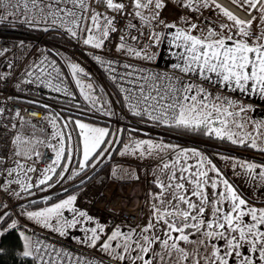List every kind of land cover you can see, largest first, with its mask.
<instances>
[{
	"label": "snow or ice",
	"instance_id": "1",
	"mask_svg": "<svg viewBox=\"0 0 264 264\" xmlns=\"http://www.w3.org/2000/svg\"><path fill=\"white\" fill-rule=\"evenodd\" d=\"M95 2L96 0L92 2L90 0H0V22L16 16L17 10L22 6L19 15L24 16L23 22L36 23L37 14L45 22L51 17L53 25L59 21L73 38L77 37L75 29H79L81 33L87 34L83 39L84 44L101 49L110 32L116 31L115 17L95 11L92 7ZM232 2L242 8L247 5L246 11H259L260 21L264 23L262 0H232ZM100 3H103L107 9L121 14L126 8L124 2L117 0H100ZM196 3L197 0H187L182 6L191 8ZM130 5L134 6L135 11L128 14L139 17L149 26L151 20H156L158 24L163 23L159 19V10L165 6L162 0H130ZM212 6L220 9L223 16L233 22L232 25H220L221 31L209 26L204 35H194L193 32L198 25L187 21L185 22L187 29L177 28L175 24L165 25L176 29L172 43L175 47L183 49L177 55L180 62L173 65L177 72L170 74L139 71L138 75L135 71L126 72L120 76V79L126 80L133 87L121 88V90L127 93L125 98L129 101V109L135 116H147L149 120L169 128L204 130L209 136L214 134L220 139L227 138L233 144L246 145L250 141L253 149L264 153V141L258 143L256 137L248 132L244 133V138L237 139L239 133L232 130V126L237 129L245 128L247 121L243 120L241 114L250 109L228 97L214 95L204 87V82L213 85L219 83L227 86L231 91L239 90L249 96L258 95L264 99V29L253 33L251 25L256 17L245 21L216 3V0H199L200 8ZM152 7L157 11L151 17H145L142 10ZM8 9L12 11L8 12ZM128 27L135 28L136 25L129 22ZM201 32H204V29H201ZM150 36L154 44L160 42V33L153 31ZM130 38L138 39L135 35ZM120 40L119 51L146 60L153 59L147 51L143 49L138 51L129 46L123 35L120 36ZM0 55H3V51H0ZM96 59L100 58L96 57ZM46 60L47 57L34 66L39 71L36 80L46 83V86L57 92L63 91L66 95H71L68 89L62 86L63 80L60 70L55 66V61L50 65L42 66L45 65ZM112 63L108 61L109 66ZM69 67L73 77H78V74L87 75L84 68L77 63H70ZM129 67L132 66L124 65L125 69ZM48 68L51 70L48 71ZM111 70L115 71V69ZM213 74L217 78L215 81L212 78ZM27 75L32 76L33 72L29 71ZM193 76L197 77L200 83L192 82ZM112 79L115 81L117 77L113 76ZM76 84L82 85L81 79L77 78ZM85 88L89 93L94 91L92 84H87L81 86V93H85ZM84 98L93 99L90 94H85ZM236 108H239L238 112L234 110ZM2 113L3 109H0V114ZM15 115L19 117L20 113L16 112ZM237 117H241V122H237ZM44 119L49 120L52 127L57 129L52 133V139L58 138V146L47 144V147L55 153V157L41 170L35 185L28 175L37 172L34 166L25 167V164L14 160L16 167L6 169L8 176L14 173L17 176L15 180L9 181V184H19L21 190L29 194L34 186L54 187L49 181L57 175V167L64 160L65 167L61 169V173L67 172V164L72 160V133H66L57 127V117L46 116ZM75 124L79 128L78 136L83 138L82 162L79 166L80 171H83L86 166H91L88 164L91 157L105 151L101 146L105 144L109 131L106 128L92 127L79 120H76ZM67 127L68 125L65 124L64 128ZM254 128L258 135H264L260 131L264 129V121L254 122ZM65 136L69 141L67 150L70 154L67 157H65ZM14 143L20 148L13 153L14 156H24L27 160H32L31 154L22 147L31 143V139L26 140L18 135ZM37 143L43 141L38 140ZM76 151H81L79 142ZM137 153L141 157L152 156L159 159V171L165 178H157L159 191L150 194L151 218L146 226L140 231L130 228L127 232L117 227L99 245L103 252L113 260L126 261L127 264H264V206H254L255 199L244 196L228 178H225L222 170L213 163L212 159L196 149L177 151V146L156 143L151 139L132 140L130 144L125 145L124 151L120 154L136 155ZM169 153L174 155L175 159H170ZM35 155L39 157L42 154L37 151ZM221 158L226 161L230 159ZM192 159L195 163H188ZM3 163L4 158L0 157V165ZM232 168L235 175L248 177L253 184L258 181L261 193L264 194V164L235 160ZM236 168L243 171L235 172ZM119 171L122 173L124 170ZM113 175H117V172ZM129 175L131 176L132 173ZM59 179H63V175H60ZM47 199L51 200V197ZM76 201L77 197L71 195L39 211H27L26 214L30 220L63 236L67 234V229L81 223L80 218L87 221L93 219L86 212L76 208ZM65 210L74 214L71 219L65 217ZM249 217L250 220H246ZM11 227L15 228L16 224L13 223ZM85 231L90 232L91 235L86 236L83 242L96 248L97 242L101 241L100 233H103L105 228L97 223L96 227ZM2 234L0 232V235ZM21 235L24 238L22 255L32 257L35 253L36 259L40 260L41 264H50L51 252L56 250L52 248L49 252L50 246L41 248L38 244L34 245L31 237L24 236L23 233ZM113 241H118L115 247ZM218 241L222 244H218ZM60 255L61 253H56L57 257ZM51 264H62V261L56 259L51 261ZM85 264L92 262L87 261Z\"/></svg>",
	"mask_w": 264,
	"mask_h": 264
},
{
	"label": "built area",
	"instance_id": "2",
	"mask_svg": "<svg viewBox=\"0 0 264 264\" xmlns=\"http://www.w3.org/2000/svg\"><path fill=\"white\" fill-rule=\"evenodd\" d=\"M117 2H124L126 4V8L122 14L107 9L103 3H100V0H96L92 4L94 9L104 10L109 13L110 17H115L114 26L116 31L110 32L108 38L105 40L104 47L101 49L84 44L85 33H81L79 29H75L77 37L73 38L67 31V28L62 27L59 21L55 25L51 22V26L43 36H37L15 28L0 27V51H3V55H0V109H3V113L0 114V157L4 158V174L0 178V211L9 202V194L15 190L16 186L15 183H12L11 185L9 184L8 189H3L2 184L8 180L5 177V171L10 164V157L14 152V141L20 121L31 120L40 127H44L45 125L44 117L46 113L42 110L28 107L22 101L41 102L53 108L68 110L69 112H75L89 118L111 121L117 125L127 126L135 130L156 132L155 126L149 123L154 121L149 120L147 116H135L130 111L129 101L125 98L127 93L122 91L121 88L133 86L129 85L126 80H121L120 76L126 72L134 71L138 75L139 71H143L144 73L166 72L171 74L177 72V70L143 61L125 54L124 51L118 50L121 43V35L125 37V41L129 46L140 49L144 44L146 36L150 35L154 30L152 26H138L136 23L138 17L128 14L135 11L134 6L130 5V0H117ZM68 7H71V5H68ZM145 10L148 9H143L142 12ZM50 21H52L51 17ZM129 22L136 25V27L129 28ZM197 24L204 30H207L211 26L204 18L198 20ZM51 35L60 37L67 42V45L62 46L50 41L48 37ZM132 35L137 36L138 39L132 40L130 38ZM58 47L65 48L72 55L85 59L112 82L122 104L126 108L124 112L126 117L124 119L112 118L90 109L74 108L59 103L48 102L41 98V96H48L50 93L57 91L46 86V83L36 80L39 71L34 66L40 64V61L44 60L45 57H47V60L45 61V65L42 66L50 65L55 59L51 57L49 50ZM96 57L100 59L98 60ZM108 61L113 62L111 66H109ZM125 64L132 67L125 69ZM55 65L57 66L56 62ZM111 69H115V71ZM47 70L50 71L51 69L48 68ZM29 71L33 72L32 76L27 75ZM113 76L117 77L115 81L112 79ZM28 81L32 82L29 83ZM53 82L59 83V81ZM62 86L69 90L67 83L63 82ZM205 88L209 92L214 93L215 89L212 87L206 86ZM60 93L64 92L61 91ZM120 108L118 109L121 110L122 108ZM16 112L20 113L19 117L15 115ZM14 125L15 127H13ZM41 154L37 166L44 168L54 159L55 155L47 146L43 148ZM107 163H112V160H109ZM100 168L101 166L94 173ZM94 173L81 177V180H76L70 186L73 187L81 184L82 180H88ZM111 173V168H108L107 171L95 178L94 186L96 187V192L91 202V207L96 212L105 215L113 224L137 226L141 221L147 189L141 180H120L112 176ZM53 192L38 194L37 196L45 198L53 194ZM12 212H15L16 226H24L34 236V245L38 244L41 248L50 246L49 252H51L52 248L56 250L55 252H51V261L60 259L62 264H85L87 261H91L92 264H123L102 255L96 248L82 247L75 242L68 241L66 238L30 224L20 218L14 208H12ZM56 253H61V255L57 257ZM32 257L35 264H41V261L36 259L35 253Z\"/></svg>",
	"mask_w": 264,
	"mask_h": 264
},
{
	"label": "rangeland",
	"instance_id": "3",
	"mask_svg": "<svg viewBox=\"0 0 264 264\" xmlns=\"http://www.w3.org/2000/svg\"><path fill=\"white\" fill-rule=\"evenodd\" d=\"M21 10H22V6H21V9L17 10L18 14L16 16H13V17H10L8 19H5L2 22H0V24L1 23H6V24H10L12 26L23 25V26H27V27H31V28H35V29H41V30L42 29L47 30L51 26L50 17L48 18L47 22H45L44 20L40 19L38 14H37L36 23L33 24V23H25V22H23L24 21V16L23 15H19V12ZM94 10L98 11V12H102L105 15L109 16V14H107V12L104 11V10H100V9H94ZM7 11L11 12L12 9H8ZM144 12H146V10ZM29 15H31V13ZM88 25L90 26V21H88ZM86 35L87 34L85 33V38H86ZM51 51H54L57 54L58 58L62 62V66L59 65L62 68L61 67H57L56 65L55 66L60 70V76H61L63 82H65L63 75L67 74L69 76L70 82H72L74 87L77 88L78 94L85 101H87L91 106H93V107L99 109L100 111H103V112H105V113H107L109 115L110 114H115L116 115L117 112H119L117 109H118V99L120 100V98L118 96L117 91L116 90L115 91L111 90L110 88H108V86L105 87L104 83H106V81H104V80H103V82L101 81L98 72L96 71V69L90 63H88L85 59H83L81 57L78 58V57L72 55L65 48L58 47V48L52 49ZM70 63L79 64L82 68H84V72L87 75L78 74V77H73L72 74H71V69L69 67ZM53 75H56V74L53 73ZM77 78L81 79L82 85L92 84L94 91L89 93V90L87 88H85V93H81L80 88H81L82 85H77L76 84V79ZM85 94H90L93 99L86 100L84 98ZM96 98H98V100ZM230 100L239 102L238 100H235V99H230ZM121 106H123L122 102H121ZM52 108L53 107H50L49 109L52 110ZM55 108H53V109H55ZM55 110L56 111H47L45 117L46 116L47 117H54V116L57 117V120H56L57 127L60 130L66 132V133L67 132L72 133V140H71V147H72L71 156H72V160H71L70 163L67 164L68 171L61 173V169L65 167V161L62 160L61 161V165L59 167H57V170H56L57 171V175H54L52 180L49 181V184H54V187H55L56 184H57V182H55V181L59 179V178H57L58 175H65L67 173V175L65 177V180L66 179H68V180L62 182V184H60V187L55 189L58 192L68 188L67 186H68L69 182H75V180L78 177L87 176L88 174L94 173L100 166H104L109 160H111V158H109L110 154L113 151H115L116 148L118 149L117 153L119 154L120 152L124 151L125 145L130 144V142L132 140L151 139V140H153V142H159V141L163 142L164 138H166V137L170 138L171 137L169 134H167V133H165L163 131H159L155 127L154 128H155L156 132L155 131H149V132L141 131V132H145V133L143 135H139L138 134V135L133 136V137L125 135V137H124L123 136L124 129H122L121 127H116V129H114L110 133L111 129H110V127L108 125L92 123V122L83 121V120H80V119H72L69 116L63 115L60 112V110H58L57 108ZM235 111H237V110H235ZM76 120H79L82 123L89 124L92 127L106 128L109 131V136L105 138V142H107V144L101 146L102 148H105V151L99 156V158H98L99 160L97 162L92 164V166L88 170L86 168H84L83 172L80 171V167H79L80 163L82 162V139L83 138L78 136L79 128L75 124ZM44 121H45L44 127L38 126L35 122H33L31 120H21L20 121V123L18 125V130H17V135L16 136L20 135L26 140L27 139H31V143H29L27 145H24L22 147L24 148V150L28 151L31 154L32 160H27V158L24 157V156L17 157V156H14L12 154V156L10 157V164L7 167V168L16 167L15 163H13L14 160H18L20 163L25 164V167H27L29 165L34 166L37 169V172L28 173V175L31 176V178H32L31 182L34 185H35L37 179L40 177L41 170L43 169V168H40V167L37 166V162L39 160V157H37L35 155V153L37 151L41 153L43 148L46 147L47 144H49V143L58 146V138L57 139H52V133H54L57 129L52 127V125L50 124L49 120L44 119ZM237 122H239L238 119H237ZM65 124L68 125L67 128H64ZM232 129L237 132V130H236L237 128H235L234 126L232 127ZM33 133H34V136H33ZM151 135H157V137H153ZM254 137H256L258 143H260L261 141H264V138L261 135L257 134ZM171 138L176 139V140H180V141H186V140H184L182 138H177V137H174V136H172ZM242 138H244V137H242ZM237 139H239V138H237ZM38 140L39 141H43V143H37ZM78 142H79V145H80V148H81V151H79V152L76 151V147H77V143ZM68 143H69L68 138H67V136H65V144H66L65 157H67L70 154L69 151L67 150ZM120 143H122L121 148H119ZM237 144H239V143H237ZM219 149H216L217 151H215V152H219ZM19 150H20V148L14 143V152L15 151H19ZM224 150L225 149H221L220 153L225 152ZM228 150H229L228 152H233V154H231L233 156L229 155L228 157L230 159L227 160V161L223 160V159H220L221 157L218 156V155H215L214 154L215 152H210L209 154L205 155L207 158L212 159L213 163L216 164V166L222 170V172L225 175V178L229 179V177L227 176V172H228L229 169H230V173L229 174H230V176L233 177L234 170L232 168V163L235 160H241L240 157H244L242 160H246L248 162L259 163V164H262V162L264 163V153H261L260 151H258L260 153L255 152L254 151L255 149H251V150L237 149L236 150V149L231 148V149H228ZM256 150H258V149H256ZM241 153H243L244 156H240ZM225 154H227V153H225ZM54 155H55V153H54ZM125 157H127L126 160L132 161V162H130V164H132V167H134L136 169L138 168L137 170L141 169V167H143V164H145L147 161L155 160V157H152V156L141 157L139 155V153H137L136 155L125 154ZM132 159H135V160H132ZM257 171H260V169H257ZM69 172H71V173H69ZM77 172L79 173L78 175L76 174ZM3 174L4 173H3V168H2V170H0V178L3 176ZM21 176H23L22 173H21ZM141 176L142 175L138 176V179L136 177L135 179H131V180H143L142 178H140ZM5 177L8 180L5 181L2 184V187H3V189H8L9 180H15L17 178V176H16L15 173L12 176H8L7 172L5 171ZM78 180H81V179H78ZM82 181H84V180H82ZM252 185H253V190H251V192H249V193L244 194V196L249 197V199L250 198L251 199H255L256 203L259 206H257V205H254V206L261 207V206L264 205V204L261 205V203H260L261 201H264V194L261 193V188L259 186V182L258 181L255 182V184L252 183ZM54 187H50L49 188L46 185V187L43 188L42 190H37L35 192V194L31 197V199L41 198V197L37 196L38 194L52 193ZM83 190L80 191V192L77 191V192L71 194V195H75L77 197L76 205L78 206L77 203L80 201L81 202V206L84 207V209L82 208L81 211H85L87 214L89 213L90 216L91 215L99 216L98 212L93 210L92 207H91V202H89V195L88 194L84 195L83 194ZM16 193H20V195H16ZM22 193H24V192L21 190V186L19 184H16L15 190L11 191V193L9 194V202L0 211V218H2L3 216H6L10 211H12V208H15V210L17 208V211H18V214H19L20 218L26 220L30 224L35 223L34 225L36 226L38 224L35 221L30 220L27 217L26 213H27V211H39V210H41V208L40 209H25V208H22V207L18 206L24 201L23 197L21 196ZM71 195H69V196H71ZM80 219H81V223H79L74 228L67 229L66 230V232H67L66 235H70L72 237L78 236L82 240H86V236L91 235V233L85 231L86 229H85L84 224H86V226H90V228H94V227H96L97 223H99L105 228V231L103 233H100V235H101V241H99V245H100L104 240H106V238L108 236L111 235L112 231L116 230L117 227L121 228V230L124 231V232H127L129 230V228L121 226L122 224H115L113 227L112 226L109 227L108 223H106V221H103L104 217H102V219H101L102 222L95 221V220L87 221L84 218H80ZM246 220H247V218H246ZM249 220H250V217H249ZM147 223L148 222H145L144 226H146ZM37 227H39V226H37ZM19 232H20V234L23 233L24 236L31 237L32 241H34V236H32L31 233L24 226H20L19 227ZM58 236L66 238L70 242H75L72 239H68L67 237H64L62 235H58ZM21 237H22V241H23V250H24V238H23L22 235H21ZM75 243H77V244H79V245H81L82 247H85V248H91V247L84 246V245H82V244H80L78 242H75ZM112 243H113V246L115 247L116 244L118 243V241H113ZM219 244H222V242H219ZM99 245L97 247V250L100 253L102 252V253L106 254L107 256H109L107 253L102 251V249L99 247ZM23 250H22V252H23ZM117 251H119V249H117ZM123 263L127 264L126 261L123 262Z\"/></svg>",
	"mask_w": 264,
	"mask_h": 264
},
{
	"label": "crops",
	"instance_id": "4",
	"mask_svg": "<svg viewBox=\"0 0 264 264\" xmlns=\"http://www.w3.org/2000/svg\"><path fill=\"white\" fill-rule=\"evenodd\" d=\"M224 1L226 3L234 6L235 8L240 10L242 13L248 15V18L244 19L243 17L236 14L233 10H231L223 2L216 0V3L221 5L223 8L228 9L233 14H235L237 17H239L240 19H244L245 21H248V20H252L253 17H256V20L251 25V29H252L253 33H256L259 30L264 29V23H261V21H260V15L261 14L259 11H257V10L246 11L245 9L247 8V5H245L244 8H242L238 4L233 3L232 0H224ZM262 2H264V0H262ZM162 3L165 6L159 10V19L162 20L163 23L158 24L156 20L150 21V26L153 27L154 32L161 34L160 42L158 44H154L152 37L150 35H147L145 40H144V44L141 47V49H143L144 51H147V53L150 56H152L153 59H147L146 60V59H142L140 57H137L143 61H147V62L156 64V65H159L162 67L174 69L173 65L180 62L177 59V55L183 51V49L175 47V45L172 43L173 36L175 34L176 29L165 27V25L175 24L177 28L187 29V24L185 23L186 21L190 22V23L197 24L198 20L204 18L210 23L211 27L215 28L216 31H221V29L219 27L220 25H222V24L232 25V23H233L232 21H229L225 16H223L220 9H217L214 6L208 7V8H200L199 7V0H197V3L195 5H193V7H191V8L182 6V4L187 3V0H162ZM194 8H198V10H194ZM156 11L157 10L154 7H152L149 10H146V12H143V15L145 17H151ZM137 24L139 26L140 25L141 26H149V24H146L139 17L137 20ZM206 31L207 30H204V32H201V28L198 26V28L195 30V32H193V34L194 35H204V34H206ZM141 49H139V50H141ZM212 78L214 81L217 80V78L215 77L214 74H213ZM192 80H194L195 83H200L199 79L195 76L192 77ZM206 86H209V87H212L213 89H215L214 93H213L214 95H220L223 97H228L229 99L238 100L240 104H242L243 106L250 109V110L241 114L243 120L247 121V123H246L245 128L236 129L237 133H239V136L236 138L240 139V138L244 137L245 132L251 133L252 136L257 135V131L254 128V122L264 121V99H261L258 95L249 96L247 94L241 93L239 90L231 91V89L227 88V86H224V85L219 84V83L213 85V84H209L207 82H204V87H206ZM234 110H237V112H238L239 108H236ZM237 119L239 120V122H241V117H237ZM214 126H218V125H214ZM233 131L236 132L235 130H233ZM260 131L262 133H264V129H261ZM261 136L264 138V135H261ZM225 139H227V138H225ZM156 143H160V141L156 142ZM162 143L177 146V151L179 149H196L197 151L201 152L204 156L210 153L209 151L205 150L204 147L206 145L203 142L196 141V140L188 139L186 141H180L177 143L173 142V141H165L164 140ZM248 144H250V142H248ZM212 147L218 149L217 146H212ZM254 151L258 152V150H256V149ZM211 152H215V151H211ZM120 153L116 157L117 163H115L112 166L110 165L111 166L110 167L111 172H112L111 175L114 176L113 173L117 172V175H115V177H117L119 179L127 180V181L131 180V179H135L136 177L142 175L140 178L143 179L142 180L143 184L145 185V187H147V196H146V200H145L143 210H142L141 221L138 225L139 227L138 226L121 225V226L127 227L129 229L130 228H136L137 231H140V230H142L144 223L148 222L149 219L151 218L150 194H155L159 191V188L157 185V178L164 179L165 177L162 176L160 171H159V165H160L159 159L155 158V160H149L145 164H143V167H141V169L137 170L138 168L136 169V168L132 167V164H130V162H132V161L126 160L127 157H125V155H121ZM258 153H260V152H258ZM214 154L218 155L220 157H228L229 155L233 156L231 154H225V153H220V152H215ZM168 155H169L170 159H175V156L172 155L171 153H169ZM240 158L242 160L244 157H240ZM220 159H222V158H220ZM132 160H135V159H132ZM188 163L194 164L195 160L194 159L189 160ZM262 164H263V162H262ZM121 169L124 170L122 173L119 171ZM242 171L243 170L240 168L235 169V172H242ZM69 173H71V172H69ZM129 173H132V175L130 176ZM229 173H230V169L227 172V176L229 177L230 182L233 183L234 186L237 187L240 192H242L243 194H246V193L251 192V190H253L252 182H250L248 177L237 176L235 174L232 177V176H230ZM66 175H67V173L65 175H63V179H58L55 181V182H57V184L54 187L53 191H55V189L60 187V184H62V182L68 180V179L65 180ZM210 175H214V174L210 173ZM59 177H60V175H58L57 178H59ZM33 188H35V187H33ZM82 190H83L84 195L85 194L89 195V202H92V200L95 197V192H96V187L94 186V180H93V182H90L87 185H85L84 187H82L78 192H80ZM67 198H68V196L63 198V199H67ZM60 201H58V202H60ZM260 203L262 205V204H264V201H261ZM77 204H78V206L77 205H75V206L79 211H81L82 208L84 209V207L81 206L80 201ZM255 205L259 206L257 203H255ZM225 209H227V205L225 206ZM98 214H99V216L91 215V217L93 218L92 220L102 222L101 219H102V217H104L103 221H106V223H108L109 227H111V226L113 227L115 225V224L111 223V221L105 215H102L100 213H98ZM64 215L66 218L71 219L74 214L65 210ZM88 215H89V213H88ZM247 220H249V218H247ZM34 224L35 223H33V225ZM36 226H39L40 228L45 229V230H47L53 234L60 235L59 232H55L49 228H44L42 225L38 224ZM84 226H85V229H90V226H86V224H84ZM63 236L67 237L68 239H72L73 241L78 242L84 246L90 247L88 245V243L83 242L85 240H82L78 236H76V237H72L70 235H66V236L63 235ZM217 243L219 244V241ZM97 244L99 245V241L97 242ZM98 245H97V247H98ZM97 247H96V249H97ZM101 254H103L106 257L111 258L110 256H107L106 254H104L102 252H101ZM121 263H123V262H121ZM123 264H126V263H123Z\"/></svg>",
	"mask_w": 264,
	"mask_h": 264
},
{
	"label": "trees",
	"instance_id": "5",
	"mask_svg": "<svg viewBox=\"0 0 264 264\" xmlns=\"http://www.w3.org/2000/svg\"><path fill=\"white\" fill-rule=\"evenodd\" d=\"M16 26H12V25L6 24V23L0 24L1 28H15V29H18L21 31H25L27 33L37 35V36H43V34L46 32L45 29H42V30L41 29H35V28L23 26V25H16ZM48 38L50 41L54 42L55 44L62 45V46L67 45V42L58 36L51 35ZM49 53H50L51 57H53L55 59L57 66L61 67L62 62L58 58L57 54L51 50H49ZM59 65H61V66H59ZM97 72L100 76L101 81L102 82H103V80L106 81V83H104L105 87L108 86V88L115 91V88H114L112 82H110V80L108 78H106L105 76H103L99 71H97ZM63 77L65 80V83H67L69 86L68 92L71 93V95H66L65 93H60V92H53V93H50L48 96H41V98L48 101V102L59 103V104L69 106V107L90 109L92 111H97L99 113H102V114L107 115V116L112 117V118L124 119L126 117V114L124 113L126 111V108L124 105L121 106V101L119 99H118V108L121 107L123 110L121 108H120L121 110L117 109L119 112H117L116 115L115 114H110V115L106 114L105 112L100 111L99 109L91 106L87 101H85L78 94L77 88L74 87L72 82H70L69 76L67 74H64ZM22 103L24 105L30 107V108L42 110V111H44V113H47V111H56L55 110L56 108L55 109L52 108V110H51V109H49L51 106L45 105L41 102L24 100V101H22ZM45 106H47V107H45ZM58 110H60V109H58ZM60 112L63 115L69 116L72 119H80V120L88 121V122H92V123L108 125L111 129L110 133L114 129H116V127H121L122 129H124V131H123L124 137H125V135L133 137V136H136L138 134L143 135L145 133V132H141L139 130L129 128L127 126L117 125L116 123L111 122V121H104V120L89 118V117L83 116V115L75 113V112H69L68 110H60ZM149 123L154 125L157 130L163 131V132L169 134L171 137L174 136L177 138H182L184 140L191 139V140L203 142L206 145L204 147L205 150H207L209 152L217 151L216 148H213L212 146H217L218 149L221 147L219 149V152L221 151V149H225L224 150L225 152H223V153H227V154H233V152H228L229 151L228 149H231V148L236 149V150L237 149H247V150L253 149L248 143L246 145L233 144L230 140L225 139V138L220 139V138L216 137L214 134L209 136L206 134V132L204 130L191 131V130H186V129L169 128V127L164 126V125H159L156 122H149ZM151 136L157 137V135H151ZM171 137L170 138L166 137L163 140L173 141L176 143L180 142V140H176V139H173ZM105 144H107V142H105ZM121 146H122V143H120L119 148H121ZM117 151H118V149L116 148V150L110 154L109 158L116 159V157H117L116 155H118ZM103 152L99 153L98 155H94L93 157H91L90 160L88 161V164L92 166V164H94L95 162H97L99 160L98 158ZM240 156H244L243 153H241ZM91 166H86L85 168L88 170ZM2 168H3V165H0V170H2ZM105 170H106V166H103L100 170H98L96 173H94V175L91 176L84 183H81L75 187L66 188L60 192H55V193L51 194L50 196H48V197H51V200H48L47 199L48 197L38 198V199H30L35 194V192L37 190H42L43 188L46 187V185H41L39 187L32 188L30 190L31 194H29L28 192L22 193L21 196L23 197L24 201L18 206L25 208V209H40L42 207L50 206L52 203H57L58 201L62 200L63 198L79 191L82 187H84L88 183L93 182V180H95V178H97ZM15 211H16V213H18L17 208ZM15 221H16L15 212H12V211H10L6 216H3L2 219H0V232L3 233L2 235H0V264H35L33 261V257H24L22 255L23 241H22L21 234L19 232V227L18 226H16L15 228L11 227V225L13 223L16 224Z\"/></svg>",
	"mask_w": 264,
	"mask_h": 264
},
{
	"label": "bare ground",
	"instance_id": "6",
	"mask_svg": "<svg viewBox=\"0 0 264 264\" xmlns=\"http://www.w3.org/2000/svg\"><path fill=\"white\" fill-rule=\"evenodd\" d=\"M221 2H223L225 5H227L231 10H233L236 14H238L239 16L243 17L244 19L248 18V15L242 13L240 10H238L237 8H235L234 6L226 3L224 0H219Z\"/></svg>",
	"mask_w": 264,
	"mask_h": 264
}]
</instances>
